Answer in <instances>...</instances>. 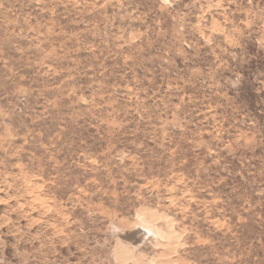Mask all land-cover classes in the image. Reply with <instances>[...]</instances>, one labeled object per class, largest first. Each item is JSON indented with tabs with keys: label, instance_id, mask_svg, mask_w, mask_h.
<instances>
[{
	"label": "rangeland",
	"instance_id": "rangeland-1",
	"mask_svg": "<svg viewBox=\"0 0 264 264\" xmlns=\"http://www.w3.org/2000/svg\"><path fill=\"white\" fill-rule=\"evenodd\" d=\"M0 264H264V0H0Z\"/></svg>",
	"mask_w": 264,
	"mask_h": 264
},
{
	"label": "water",
	"instance_id": "water-1",
	"mask_svg": "<svg viewBox=\"0 0 264 264\" xmlns=\"http://www.w3.org/2000/svg\"><path fill=\"white\" fill-rule=\"evenodd\" d=\"M139 231H140L141 233H143V234H145V233L147 232V231H146L145 229H143V228H140Z\"/></svg>",
	"mask_w": 264,
	"mask_h": 264
}]
</instances>
